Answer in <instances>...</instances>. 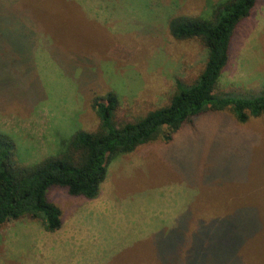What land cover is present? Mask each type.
I'll return each instance as SVG.
<instances>
[{"label":"rangeland","instance_id":"1","mask_svg":"<svg viewBox=\"0 0 264 264\" xmlns=\"http://www.w3.org/2000/svg\"><path fill=\"white\" fill-rule=\"evenodd\" d=\"M222 1L0 0V136L16 164L56 158L76 132H97L95 98L117 97V126L167 105L176 82L192 84L206 61L200 41L173 39L168 21L208 19ZM263 89L264 0H256L215 94ZM47 198L60 229L47 233L30 218L0 226V264H188L199 234L208 254L196 264H233L217 238L240 224L255 232L235 263L264 264V116L240 124L228 110L204 113L170 140L115 159L95 199L61 188ZM175 236L182 246L165 255Z\"/></svg>","mask_w":264,"mask_h":264},{"label":"trees","instance_id":"2","mask_svg":"<svg viewBox=\"0 0 264 264\" xmlns=\"http://www.w3.org/2000/svg\"><path fill=\"white\" fill-rule=\"evenodd\" d=\"M255 3L256 0H224L211 8L208 19L179 15L168 21L167 30L173 39L200 41L206 49V61L192 84L176 82V90L167 105L148 112L136 121L117 126L113 122L119 105L117 97L109 93L95 98L92 107L99 120L98 131L76 132L60 156L30 167L16 164L12 143L0 136V226L9 221L30 218L38 221L45 232L53 233L60 229L62 219L59 208L47 198L49 190L61 188L70 197L95 199L107 176V168L115 159L158 139L170 140L171 135L182 126L204 113L228 110L240 124L251 118L263 117L264 89L245 95L215 94L227 64L234 31L250 15ZM219 230L218 246L232 251L228 256L230 260H227V255L222 260L232 262L234 258L233 264H236L241 258L237 252L255 232L254 225H250L248 235L246 224L238 225L236 232L229 227ZM231 238L236 242L234 247L226 244V239ZM182 239L175 236V244L166 248L164 254L168 255L174 247L178 252L184 241ZM191 239L187 263L196 264L201 255L206 257L208 253L207 249L201 253L204 240H201L200 234L193 235ZM216 254L212 252V255ZM218 264L230 263L218 261Z\"/></svg>","mask_w":264,"mask_h":264}]
</instances>
